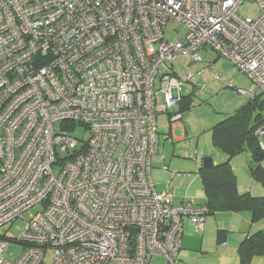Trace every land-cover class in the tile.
<instances>
[{"label":"built area","instance_id":"built-area-1","mask_svg":"<svg viewBox=\"0 0 264 264\" xmlns=\"http://www.w3.org/2000/svg\"><path fill=\"white\" fill-rule=\"evenodd\" d=\"M245 1L0 0V229L38 207L22 236L0 233V264H183L184 220L204 230L208 210L157 189L158 103L183 118L181 86L208 67L180 77L176 62L203 48L264 94V0L257 18Z\"/></svg>","mask_w":264,"mask_h":264},{"label":"rangeland","instance_id":"rangeland-1","mask_svg":"<svg viewBox=\"0 0 264 264\" xmlns=\"http://www.w3.org/2000/svg\"><path fill=\"white\" fill-rule=\"evenodd\" d=\"M260 14L259 7L254 1L247 0L243 2L240 7V15L250 16L257 18ZM185 26L177 21L169 22L166 26L165 37L174 41L179 39L185 34ZM200 54L203 56L202 62H192L188 57L181 56L176 66L178 68L179 76L182 77L188 72H196L207 65L212 64L217 54L211 49H201ZM218 63L217 68L214 70L205 72L202 77H197L195 83L188 82L181 86L179 92L181 95L193 96L194 106L189 110L182 113L183 118L176 121V127H174V138L166 139V134L170 132V121L168 119V113L162 112L157 115L158 117V131L160 133L159 150L152 157V178L155 179L158 185V190L165 186V181L170 180L173 174L172 171H180L183 183L180 179H175L172 188L178 187L176 192V198L180 193L184 191L195 192L196 190H202L201 179L198 176L197 170L202 165V159L204 156L211 155V153H217L218 149H214L212 145L211 126L224 119L226 116L235 113L237 110L247 105L252 97L253 84L246 76V74L238 71L231 63L223 58H218L213 65ZM226 62L225 66L221 64ZM221 63V64H220ZM220 64V65H219ZM214 74H219L221 80H215ZM182 80V79H181ZM239 89H244L247 92L240 93ZM165 102L158 103L160 106H164ZM174 123V122H173ZM85 129L78 126L72 133L78 137L83 138L86 136ZM260 144L264 149V136L260 137ZM245 152L241 153L234 166L240 172V177L243 175L248 176V168L246 166L247 157L249 160L254 158L253 153L249 154ZM247 154V155H246ZM215 158L217 157L216 154ZM212 156V155H211ZM164 157V159H163ZM217 159V158H216ZM253 166L259 162H255L252 159ZM264 166V159L260 161ZM167 165V166H166ZM169 169L170 172L163 170V168ZM170 166V167H169ZM197 180V183L190 187L188 180L189 175ZM173 173V172H172ZM177 175L179 173H176ZM263 184V183H262ZM264 186V184H263ZM187 189V190H186ZM184 195V194H182ZM38 207L27 210L23 213V218H18L14 223L7 224L0 229L1 234H12L13 236H22L23 230L28 220H31ZM217 218H221L220 222L213 220L211 223L215 229L211 234L207 230H197L194 226L190 225V221L185 219V232L182 237V248L180 249V257L183 264H240L238 256V247L243 241L242 233H235V228L230 226L231 224H225L230 221L237 226H245L246 231L251 234L257 230L264 231V219L257 222L251 228L250 225H246L244 221L240 219L238 213L235 212H219ZM223 230L226 236L224 241H218V232ZM238 232V230H237ZM204 242V243H203ZM23 246L18 243H10L7 247L5 256L10 260H16L22 253ZM252 260V264H264V253L255 256ZM154 262H163L162 258H154Z\"/></svg>","mask_w":264,"mask_h":264},{"label":"trees","instance_id":"trees-1","mask_svg":"<svg viewBox=\"0 0 264 264\" xmlns=\"http://www.w3.org/2000/svg\"><path fill=\"white\" fill-rule=\"evenodd\" d=\"M193 100L192 95L183 96L182 102L179 103L180 110H189ZM249 101L246 106L212 126L213 145L224 152L226 160L214 163L211 167H200L197 173L205 192V202L202 204L207 207L208 217L217 212L248 211L251 213L250 223L255 225L264 219V195L256 196L249 191L240 192L237 187V175L231 163L241 153L251 151L255 162L259 163L251 168L250 174L264 184V166L260 162L264 159V149L260 144V137L254 133L256 128L264 123V94L251 97ZM1 163L0 159V171ZM218 234V241H224V231L220 230ZM263 253L264 231L257 230L245 235L238 247V260L240 264H252L251 259Z\"/></svg>","mask_w":264,"mask_h":264},{"label":"crops","instance_id":"crops-1","mask_svg":"<svg viewBox=\"0 0 264 264\" xmlns=\"http://www.w3.org/2000/svg\"><path fill=\"white\" fill-rule=\"evenodd\" d=\"M218 58H220V56L217 54V57L214 58L213 62H211L212 64L206 66V67H208L207 71H210L209 74L211 73L212 70H214V68H217L218 63L216 62L215 65H213V63ZM225 64H226V62H223L221 65L222 66H225ZM162 96L160 97V102L161 101H164V98ZM162 112H167L168 113V116L170 115L169 114V111L166 110L164 106H160L159 105V107H158V115H159V113H162ZM168 119L170 121V128H169L170 129V132H168L166 134V139H172V138H174V134H173L174 133V129H175L174 127H176L177 122L172 123L171 120H170V116L168 117ZM210 131H211V134H212V126H211V130ZM212 145H213V142H212ZM213 147H215V146L213 145ZM214 149H218V148L215 147ZM246 153L251 154L252 152L248 150V152H246ZM214 154H216V156H217L216 158L217 159L215 158V155ZM211 155L214 158V162L213 163H220L222 161H225L226 158H227V156L224 154V152L223 151H220L219 149L217 150V153H211ZM239 156H237L236 158H234L233 161L231 162V163H233V166H234V162H236V159H238ZM163 159H164V157H163ZM252 159H254V158H252ZM252 159L249 160V157H247V160L245 161L246 162V166L248 168V173H247L248 176L247 175L246 176L243 175V178L240 177L241 176L240 175V172L241 171L239 172L238 169H236V167L234 166V170L236 172L235 175H237V183H238V186L237 187H238V189H239L240 192H247V191H249L250 193H252L253 195H256V196L264 195V186H263L262 182L254 179L252 177V175L250 174L251 173V168L253 167V162H251ZM166 166H164L165 168H163V170H166V171L170 172L169 169H166ZM200 167H202V165L199 166L198 170L200 169ZM172 172H170L171 174H173L172 177H170V180H168L167 182L165 181V186L162 189H160L161 191H165V190L172 191V189H174L175 192H177V189H175V188H177L178 185H177V187H175V186L173 188L171 187L174 184V180L175 179H180V182L183 183V180H182L183 178H180L181 176H175L174 175V172H176V171H172ZM198 176H199V174H198ZM188 177L189 178L188 179H184V181L185 180H188V183H189L190 187L194 186L197 183V180L194 177H191V176H188ZM154 182H155L156 186L158 187L157 182L155 181V179H154ZM201 183H202V181H201ZM202 187H203V185H202ZM182 194H184V195H182ZM182 194L180 193V195L178 197V200L177 199L175 200V198H176V195H175L173 202H179V201H181L183 199L184 200L185 199H192L193 201H197L199 203H204L205 202L204 201L205 200V192H204V189L203 188H202V190L200 189V191L199 190H196L195 192H192V193L190 191H186V192L184 191ZM217 213H219V212H217ZM217 213H215L214 215L209 216L207 218V221H206V224H205L206 225L205 226V230L208 229V232L210 234H211V232H213V230L215 231L213 225L211 224V223H213V220L216 221V223L221 221V218L220 217L217 218L218 217L217 215H219ZM235 213H238L240 215L238 217H240V219L242 221H244V223L246 225H250V223H249V221L251 222V213L250 212L243 211V212H235ZM225 224H231L230 226H232V227L235 228V231H233V232L238 233V234L239 233H242V235H241L242 238L245 237V235H247L248 233L250 234V232L246 231L245 226H243V225L242 226H237L236 224H233L231 222V220L228 221V222H226ZM185 225H186V223H185ZM252 226H256V225H251V228H252ZM237 230H238V232H237Z\"/></svg>","mask_w":264,"mask_h":264},{"label":"water","instance_id":"water-1","mask_svg":"<svg viewBox=\"0 0 264 264\" xmlns=\"http://www.w3.org/2000/svg\"><path fill=\"white\" fill-rule=\"evenodd\" d=\"M213 162H214L213 156L207 154V156L203 157L201 164L202 167L207 168V167H211L214 164Z\"/></svg>","mask_w":264,"mask_h":264},{"label":"clouds","instance_id":"clouds-1","mask_svg":"<svg viewBox=\"0 0 264 264\" xmlns=\"http://www.w3.org/2000/svg\"><path fill=\"white\" fill-rule=\"evenodd\" d=\"M181 111V110H180ZM182 112V111H181ZM183 113V112H182Z\"/></svg>","mask_w":264,"mask_h":264}]
</instances>
